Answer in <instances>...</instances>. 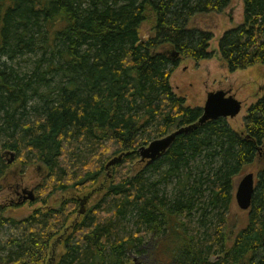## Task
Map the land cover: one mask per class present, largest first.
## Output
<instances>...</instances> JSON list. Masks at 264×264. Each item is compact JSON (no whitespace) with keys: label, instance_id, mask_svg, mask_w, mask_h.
Returning a JSON list of instances; mask_svg holds the SVG:
<instances>
[{"label":"trees","instance_id":"1","mask_svg":"<svg viewBox=\"0 0 264 264\" xmlns=\"http://www.w3.org/2000/svg\"><path fill=\"white\" fill-rule=\"evenodd\" d=\"M230 1L0 0V178L9 154L43 168L38 202L65 194L23 218L0 205V264H264V167L246 224L228 226L234 180L264 147V88L240 130L218 118L149 164L138 154L202 115L170 83L180 57L264 67V0H242L216 51L190 26ZM88 189L80 214L67 195Z\"/></svg>","mask_w":264,"mask_h":264},{"label":"rangeland","instance_id":"2","mask_svg":"<svg viewBox=\"0 0 264 264\" xmlns=\"http://www.w3.org/2000/svg\"><path fill=\"white\" fill-rule=\"evenodd\" d=\"M242 20V0H231L222 13H211L199 16L193 19L190 26L210 32L213 37L209 42L208 50L216 51L218 39L223 32L233 29ZM141 37L148 38V32L145 26L142 27ZM179 60L178 65L170 76V83L173 90L185 98L187 105L200 108L204 106L208 92L223 90L227 95H232L240 101L241 110L233 118H228L227 122L234 129L240 130L242 128L243 115L247 108L259 97L264 88V67L254 65L241 71L230 72L225 63L218 57L217 52L215 53V57L200 61H193L192 59L181 57ZM4 158V161L10 164L9 170H7V176L5 175L0 178V205L4 206L5 215L14 218H23L28 216L35 208L58 206L59 201L65 196V194L60 192L47 198L46 206L37 201V197L40 195L38 194V191H40L39 184L42 183L43 178V168L40 165L24 166L9 154L5 155ZM10 160L12 161L10 162ZM107 163L105 169L107 176H110V168L113 165L107 166ZM262 167H264V147H262L256 156V160L246 166L242 174L234 180L232 201L228 213V226L233 233L246 224L250 210H241L237 206L235 201L237 184L247 173L253 174L254 183L256 184L258 171ZM24 188L34 191L35 200L32 202L26 201L18 205L17 203L21 200L22 196L21 191ZM9 191L11 192L9 193ZM90 191L88 189L80 193H69L67 196H77L82 201L91 193ZM95 197L96 195H93L90 199L87 198L83 205H80V209L86 210L89 208ZM8 234L9 231L6 229L0 231V240L6 238ZM133 258L137 260L138 257L133 256Z\"/></svg>","mask_w":264,"mask_h":264},{"label":"water","instance_id":"3","mask_svg":"<svg viewBox=\"0 0 264 264\" xmlns=\"http://www.w3.org/2000/svg\"><path fill=\"white\" fill-rule=\"evenodd\" d=\"M171 56L172 59H175L178 56V53L172 52ZM240 110V101H238L232 95H227L225 91L218 90L215 92H208L204 106L202 107V115L195 123L180 127L162 138L154 139L147 145L141 146L138 149L139 160L141 162L145 161L149 164L160 158L166 152L177 135L196 129L198 126L204 124L207 121L216 120L218 118H233L239 114ZM119 159L120 157L111 159L107 163V166L114 165ZM11 161L12 160H10V162ZM255 186L256 184L254 183V176L252 173L245 174L239 180L235 191V201L241 210L250 209ZM21 193V200L18 201L19 205L26 201L32 202L35 200L34 191L32 189L28 190L27 188H24L22 189ZM86 199L87 198H84L81 201V206L86 201ZM79 213H83V209H80ZM262 246L264 247V235L262 238Z\"/></svg>","mask_w":264,"mask_h":264},{"label":"flooded vegetation","instance_id":"4","mask_svg":"<svg viewBox=\"0 0 264 264\" xmlns=\"http://www.w3.org/2000/svg\"><path fill=\"white\" fill-rule=\"evenodd\" d=\"M18 194V193H17Z\"/></svg>","mask_w":264,"mask_h":264}]
</instances>
